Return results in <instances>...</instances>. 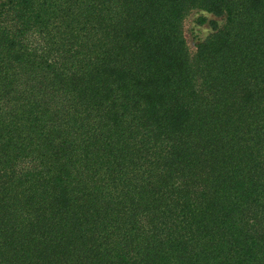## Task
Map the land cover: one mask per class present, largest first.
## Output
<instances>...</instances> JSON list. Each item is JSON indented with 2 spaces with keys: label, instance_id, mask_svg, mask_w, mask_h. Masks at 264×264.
<instances>
[{
  "label": "trees",
  "instance_id": "16d2710c",
  "mask_svg": "<svg viewBox=\"0 0 264 264\" xmlns=\"http://www.w3.org/2000/svg\"><path fill=\"white\" fill-rule=\"evenodd\" d=\"M0 264H264V0H0Z\"/></svg>",
  "mask_w": 264,
  "mask_h": 264
},
{
  "label": "rangeland",
  "instance_id": "374dc122",
  "mask_svg": "<svg viewBox=\"0 0 264 264\" xmlns=\"http://www.w3.org/2000/svg\"><path fill=\"white\" fill-rule=\"evenodd\" d=\"M212 14L201 10L191 11L184 20V33L192 53H195L199 42L205 40L211 33V21L216 20ZM201 20H204L201 22Z\"/></svg>",
  "mask_w": 264,
  "mask_h": 264
}]
</instances>
